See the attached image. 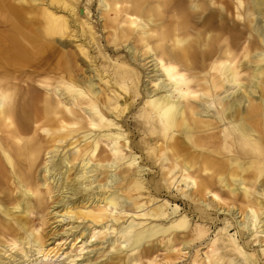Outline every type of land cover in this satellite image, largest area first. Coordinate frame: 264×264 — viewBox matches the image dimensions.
Segmentation results:
<instances>
[{
  "label": "bare ground",
  "instance_id": "6f19581e",
  "mask_svg": "<svg viewBox=\"0 0 264 264\" xmlns=\"http://www.w3.org/2000/svg\"><path fill=\"white\" fill-rule=\"evenodd\" d=\"M65 218L72 245L114 228L108 264L212 226L207 264H264V0H0V264H63Z\"/></svg>",
  "mask_w": 264,
  "mask_h": 264
},
{
  "label": "rangeland",
  "instance_id": "374dc122",
  "mask_svg": "<svg viewBox=\"0 0 264 264\" xmlns=\"http://www.w3.org/2000/svg\"><path fill=\"white\" fill-rule=\"evenodd\" d=\"M237 22H239V21H237ZM102 42H104V40ZM106 52H110V51L106 50ZM90 53H93V49H91ZM96 59H98L97 62H99L101 60L99 58H96ZM103 61H104V59H103ZM103 61H100V64ZM128 116H130V113ZM141 137L142 136L136 135L135 137H132V139L134 141H137V140H140ZM136 153H137L135 155L136 162H138L140 160V158H139L140 153H138V152H136ZM128 154H129V152H126V156ZM139 165H140L139 168L141 169L140 175H143V177L146 179L149 178V176L146 175L147 166H145L143 163L142 164L140 163ZM134 167L135 168L137 167V163H135ZM178 179H180V178H178ZM185 181H189V180H183V181L179 182L178 187L176 188L174 186L173 190H172V194L181 200L183 199V196L180 195V191L183 190V191L187 192L188 190H190V185H189V187H187ZM161 194H162L161 196H158V198L154 200V203H157V202L160 203L161 201L164 200L163 195L165 193L162 192ZM138 198H142V197H138ZM48 202H50V199H48ZM188 203H190V201H188ZM150 204L151 203H149V205ZM175 204L179 207V212L176 214H173V215H169V217H167V219H165V221H167L169 218L173 219L174 217L178 216V214L179 215L184 214V210L188 209V207L187 206L185 207L182 203H180V201L171 202L167 206L169 208H171V207H174ZM58 209H59V207L52 209V206H50L47 209L49 211V217H50L49 222H51L54 219V217H56L55 220L61 219V217H57L59 215H56L57 214L56 210H58ZM120 209H123V208L117 209V212ZM36 216L37 215L31 216V217H33L32 225L34 228L39 229L41 227V224H40L38 217H36ZM219 216H220V218L223 217V214L221 213V211H219ZM126 218L127 217H124V218H122V220L125 221ZM130 218L131 217H129L126 220V222H124V223H127L130 220ZM138 218H141V220L144 219V217H136L135 219H138ZM187 218L190 221V229H191V227H194V225L198 223L197 216L192 215V212L187 213ZM238 219H239V217H238ZM122 220H120V221H122ZM68 221H70V220L65 218L63 221H55V222L51 223L50 226H48V228L50 229L52 226L56 225V227H53V230L56 228L58 234L54 235V236H49V239L47 240L46 246H45V248H47V249H49L51 247H53V249L55 248L54 252H52V254H54V253H56L55 255L60 254L59 258L61 260H63V264H82L85 262L87 264L89 262H90L89 264H108V260L110 259L111 255H113V254L118 255L122 251L125 252V250L127 249L126 243L124 241H122L123 238L118 239V241L115 240L113 243V245H115V246H111L110 242L113 241V238L119 236V234L115 233L114 228L105 231V238L104 239H100V238L98 239L96 237H92L91 239L88 238L86 240L89 242L82 244L84 239H82V241H79L80 238H78V240H76V242H74V244L72 245V243H73V241L71 240L72 236L67 235L66 232H62L64 229L70 228V224H66ZM148 222H149V220L144 222V223L147 224ZM157 222H159V221H157ZM82 226H83V223L79 224V226L73 230L77 232V230L79 228H82ZM217 230H218V228L216 226L210 227L207 235L204 236V239H202L201 241H198L197 243L196 242L192 243V244H190V246L186 245L184 248H182L181 249L182 251H180V254H179L181 257L179 259L175 260V262H170V261H167L165 259L166 251L163 250V242H161L162 238L158 237V238L152 239V244L156 248H158V250L156 251V253L153 256L150 257L151 261H149L146 258H143L138 263L139 264H190L191 259L193 258L195 253H197V257L199 258V263L203 262V263L207 264L206 259H204V257H205L204 254L208 250L206 243L208 242L209 239L214 238L215 233L218 232ZM233 232H234V229H231L229 234L234 235ZM185 233L188 235H186ZM180 234H184V235H180ZM189 234L190 233L187 231L183 232V233H179L177 238L181 239L184 237L187 239V238H189ZM0 239H2L1 235H0ZM77 241H79V242H77ZM56 243L58 244L57 247H55ZM81 244H82V246H85V248L82 250V252H80V254L78 256H73V259L71 261H69V259L72 257L73 254L79 252V248L81 247ZM178 247L179 248L182 247V244L179 245ZM115 248H119V249L115 250ZM38 255H40V254L32 253V255L30 256V259L35 258ZM3 257L5 258V260L8 259L6 257V255H3ZM10 260H12V257L10 258ZM124 264H126V263H124Z\"/></svg>",
  "mask_w": 264,
  "mask_h": 264
}]
</instances>
